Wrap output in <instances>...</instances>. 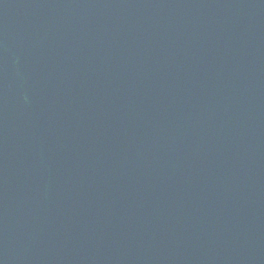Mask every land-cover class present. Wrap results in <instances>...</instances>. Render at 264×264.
Masks as SVG:
<instances>
[{
    "label": "water",
    "instance_id": "obj_1",
    "mask_svg": "<svg viewBox=\"0 0 264 264\" xmlns=\"http://www.w3.org/2000/svg\"><path fill=\"white\" fill-rule=\"evenodd\" d=\"M0 264H264V0H0Z\"/></svg>",
    "mask_w": 264,
    "mask_h": 264
}]
</instances>
